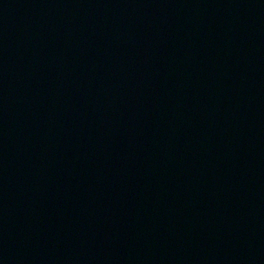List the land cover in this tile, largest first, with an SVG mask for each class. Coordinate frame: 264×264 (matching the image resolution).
I'll list each match as a JSON object with an SVG mask.
<instances>
[{"label":"water","instance_id":"1","mask_svg":"<svg viewBox=\"0 0 264 264\" xmlns=\"http://www.w3.org/2000/svg\"><path fill=\"white\" fill-rule=\"evenodd\" d=\"M0 264H264V0H0Z\"/></svg>","mask_w":264,"mask_h":264}]
</instances>
